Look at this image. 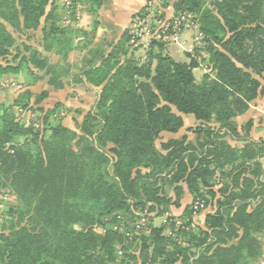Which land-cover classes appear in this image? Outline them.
Returning a JSON list of instances; mask_svg holds the SVG:
<instances>
[{
  "label": "trees",
  "instance_id": "1",
  "mask_svg": "<svg viewBox=\"0 0 264 264\" xmlns=\"http://www.w3.org/2000/svg\"><path fill=\"white\" fill-rule=\"evenodd\" d=\"M55 1L0 0V61L12 55L15 34H41L39 48L0 65V75L25 68L33 82V71L43 72L55 89L71 79L99 91L76 130L48 120L60 103L41 127L17 119L15 108L48 96L31 84L0 105V194L14 202L0 220V264H129L137 248L142 264H264V142L250 139L252 121L240 130L235 121L264 92V0H174V17L189 16L202 37L195 54H204L208 72L199 81L198 61L175 62L162 41H151L143 63L127 58L128 27L108 53L92 47L88 31L60 25ZM78 1L94 15L103 3ZM75 51L92 55L77 73L68 61ZM184 116L198 123L195 143L182 136L158 148ZM185 190L192 205L172 238L165 225L135 227L136 213L164 216ZM195 202L214 204L203 228L191 227Z\"/></svg>",
  "mask_w": 264,
  "mask_h": 264
},
{
  "label": "rangeland",
  "instance_id": "2",
  "mask_svg": "<svg viewBox=\"0 0 264 264\" xmlns=\"http://www.w3.org/2000/svg\"><path fill=\"white\" fill-rule=\"evenodd\" d=\"M173 3L174 0H147L145 5L146 7V17H148L149 25L153 27V32L158 31H166L169 24H172L174 27V23L176 24V17L173 14ZM79 1L73 2V0H56L55 5L58 6V11L62 15V19L60 20V25L62 27L66 26H73L79 27L71 19V14L74 11V19H82V7L79 5ZM89 5V4H88ZM89 8V7H88ZM85 15V14H84ZM88 15V14H86ZM144 15V16H145ZM163 15V16H162ZM89 16V15H88ZM140 17V16H139ZM137 16H133L131 21L128 25V28L131 27L132 22L136 19ZM174 20H176L174 22ZM190 23L188 28L182 29L181 32L177 31V25L174 27L170 34H168L162 42L166 45V49L163 52L164 55H168L171 59H173L177 63H184L188 62L189 59L186 55H190V58L197 60L199 63V68L194 70V76L196 81H199L200 78L204 73H207L208 70L206 69L205 64H202L200 59L204 57V54L201 53L199 56L195 54V49H197L202 43V37H199V33L197 32V27L194 20L189 18ZM191 24V25H190ZM84 30L89 32V35H93L94 39V31L93 29H89V27L84 28ZM31 35V36H30ZM41 38V34L39 31L31 32L27 35L19 36L15 34L16 45L12 49V55L7 58L6 61H0V65H6L7 63L10 64L13 62L14 56L17 54H26V47H31L34 49L39 48V39ZM157 38L154 37V40ZM153 40V39H151ZM151 40H144V41H134L130 40L128 42V52L127 58L132 56L135 59L140 60L142 63L145 61L147 57V52L149 50V45ZM159 41V40H156ZM102 46L104 50H108L107 43L101 42H93L92 47ZM106 47V49H105ZM87 54L75 51L72 53L71 57L69 56V63L72 65V72L77 73L75 70L78 67H81L83 64L84 59H90L92 55L86 56ZM126 58L122 57V60ZM34 76L39 77L40 79L33 82L34 77L29 76L26 73V69H21V73L18 75L13 74H4L0 75V105L7 106L10 105L15 97L18 95L20 91L25 89L28 84H31V91L34 94L42 93L43 91H47V98L42 101L40 105H34V98L31 99L30 110L21 111L18 108L14 109V113L17 119L24 124L25 126L34 125V127H41L43 125L44 116L46 115L47 111H51L57 106L59 103L62 105L57 111L54 112L52 118L48 119L52 122L53 118H62V124L72 130H76V126L78 123L81 122L83 115L88 112L91 107L94 105L95 100L97 99V90L91 88L84 84H75L72 85L71 79H67L64 81V88L63 89H55L47 84V77L44 76L43 72L33 71ZM262 86L264 87V77L260 80ZM33 82V83H32ZM99 91V90H98ZM175 112L174 109H172ZM184 127L179 131L178 134L175 135H163V138L157 141V147L159 143L165 142L169 138L180 139L182 136H185L187 141L190 143H195L196 135L190 132L193 129H196L198 123L191 117V116H184ZM236 123L237 127L240 128L245 124V120ZM264 121L263 119L257 120V125L259 129H264ZM254 125H252V129H254ZM251 129V130H252ZM253 132V130H252ZM264 132V131H263ZM251 133V131H250ZM233 146L235 143L230 142ZM236 145V144H235ZM159 148V147H158ZM218 189V186L214 188V191ZM168 196L172 199V202L175 200L171 191L168 192ZM192 199L191 196L184 191V194L180 198V206L174 207L170 206L169 212L166 213L164 216H157V213L149 214L147 212L143 213H136L135 215L139 217L134 224L135 227L138 228L140 226L143 229H146L148 226L152 228H160L162 226H166L165 235L167 237H173L176 232L178 231V227H181L186 221L184 220V214L188 213L187 207L191 204ZM14 203L13 198L8 195L7 193L0 194V220L2 218V212L7 207ZM192 215V229L201 227L203 228V221L206 214L214 212V204L208 202L206 207H202L201 209L194 210ZM167 219H171L170 222L175 224L174 229L169 227V224L166 225ZM169 222V223H170ZM101 232L100 229H98ZM148 231L143 230L142 233H147ZM140 235V234H139ZM260 241L264 247V233L260 237ZM183 244V240L181 242ZM140 249L137 248L136 252H134L136 261H130L129 264H142L141 256L139 255Z\"/></svg>",
  "mask_w": 264,
  "mask_h": 264
},
{
  "label": "crops",
  "instance_id": "3",
  "mask_svg": "<svg viewBox=\"0 0 264 264\" xmlns=\"http://www.w3.org/2000/svg\"><path fill=\"white\" fill-rule=\"evenodd\" d=\"M146 1L147 0H103L101 7L95 15L88 12L90 6L87 3H80L79 5L82 7L81 12H83L82 19L78 18V21H75L74 24L83 29L86 27L91 29L96 21L94 41L101 43L106 42V47H108L110 43H116L121 38L126 31L131 18L145 6ZM105 51L108 53L109 48ZM72 53L70 54V57ZM46 55L51 61H57V58L54 56L49 54ZM261 119L264 121V92L250 104L247 113L237 118L235 121L236 123L239 122L238 120H241L240 122L245 120V123L252 121L255 128L252 129L253 132L251 130L249 135L250 139L252 141L261 140L264 142V129L257 130L258 126H256L257 120ZM236 145L240 146V144ZM260 162L264 167V157Z\"/></svg>",
  "mask_w": 264,
  "mask_h": 264
},
{
  "label": "built area",
  "instance_id": "4",
  "mask_svg": "<svg viewBox=\"0 0 264 264\" xmlns=\"http://www.w3.org/2000/svg\"><path fill=\"white\" fill-rule=\"evenodd\" d=\"M146 15H148L146 13ZM143 16V17H137L136 19L133 20L131 27L129 28L130 34L132 39L134 41H146V40H150L153 39L154 37H156V40L159 41H163V39L171 33L172 29L174 27H176L177 25V31L181 32L182 29H186L188 28V25H186L187 23L189 24V16H180L179 18H177L176 20H174V22L176 21V24L174 23V27H172V24L170 23L168 28L166 29V31H158V32H153V27L151 25H149L148 22V17ZM191 25V24H190ZM174 30V29H173ZM199 37H201V35L199 34ZM151 40V41H153ZM203 207V204L201 202H195L193 204V208L194 210H198L201 209Z\"/></svg>",
  "mask_w": 264,
  "mask_h": 264
}]
</instances>
